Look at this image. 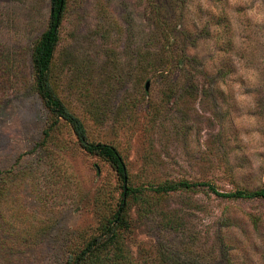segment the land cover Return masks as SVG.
I'll return each instance as SVG.
<instances>
[{
	"label": "rangeland",
	"instance_id": "obj_1",
	"mask_svg": "<svg viewBox=\"0 0 264 264\" xmlns=\"http://www.w3.org/2000/svg\"><path fill=\"white\" fill-rule=\"evenodd\" d=\"M48 12L0 0V264H264V200L209 188L264 182V0H66L51 87L132 188L107 244L122 183L32 87Z\"/></svg>",
	"mask_w": 264,
	"mask_h": 264
},
{
	"label": "trees",
	"instance_id": "obj_2",
	"mask_svg": "<svg viewBox=\"0 0 264 264\" xmlns=\"http://www.w3.org/2000/svg\"><path fill=\"white\" fill-rule=\"evenodd\" d=\"M66 0H49V12L47 23L44 29L40 32L39 36L32 43L30 51V63L32 71V87L39 96L43 106L54 117H59L74 133L79 146L87 153L93 154L104 161L115 171L120 179L121 185V198L118 203V208L113 214L110 222L108 221L103 225L102 237L106 241L105 244L111 242L116 235V228L122 222V215L120 214L124 209V196L132 191L127 183V176L124 167V163L121 155L117 149L108 143L89 141L85 135V129L77 116L72 114L67 107L60 101L57 95L54 93L50 84V63L55 50V47L59 40V25L62 17V13L65 9ZM46 134V132H44ZM195 184L193 182H187L184 180L176 182H165L161 186H157L156 189L165 192L176 188L191 189ZM208 185V184H206ZM210 190L221 197L228 198H254L259 197L264 200V182L259 188L256 189H234L230 192H217L214 188L210 187ZM103 241L91 240L81 253L89 255L99 245H104ZM82 255V254H81ZM78 255L73 263L76 264L80 260Z\"/></svg>",
	"mask_w": 264,
	"mask_h": 264
},
{
	"label": "water",
	"instance_id": "obj_3",
	"mask_svg": "<svg viewBox=\"0 0 264 264\" xmlns=\"http://www.w3.org/2000/svg\"><path fill=\"white\" fill-rule=\"evenodd\" d=\"M147 83H145L144 87L146 88Z\"/></svg>",
	"mask_w": 264,
	"mask_h": 264
}]
</instances>
